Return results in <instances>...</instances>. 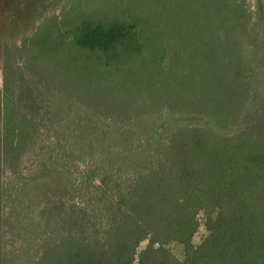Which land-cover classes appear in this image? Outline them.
<instances>
[{"label": "rangeland", "instance_id": "obj_1", "mask_svg": "<svg viewBox=\"0 0 264 264\" xmlns=\"http://www.w3.org/2000/svg\"><path fill=\"white\" fill-rule=\"evenodd\" d=\"M78 1L0 0V89L10 85L11 104L33 133L19 155L6 150L0 133V264H39L83 224L107 229L129 197L124 180L136 179L134 169L166 168L172 158L177 178L164 241L141 261L147 243L140 244L135 264H162L164 255L184 264H264V0H196L216 8L201 37L212 41L201 48L218 62L210 98L188 115L155 99L166 97L157 88L168 59L171 65L177 48L193 47L196 4L159 23L164 44L140 71L141 85L107 99L89 84L68 87L48 59L28 63L38 29L61 22L74 3L84 5ZM94 107L101 113L92 130L103 136L80 118ZM117 157L126 170L113 165ZM88 172L92 190L73 193ZM180 228L196 248L189 257L174 242Z\"/></svg>", "mask_w": 264, "mask_h": 264}, {"label": "trees", "instance_id": "obj_2", "mask_svg": "<svg viewBox=\"0 0 264 264\" xmlns=\"http://www.w3.org/2000/svg\"><path fill=\"white\" fill-rule=\"evenodd\" d=\"M82 1L78 2L84 5L74 3L61 22L48 21L38 29L30 44L32 52L28 63L48 59L56 69L61 70L68 87L89 84L93 94L100 96L105 93L107 99L115 97V93L117 96L124 95L141 85L139 77L143 72L140 71L145 70L147 63L154 57L153 53L158 54L162 49L160 46L164 44L165 30L158 29L159 23L172 20L179 12L196 4V0H149L147 5L141 3L143 0H115L114 3L108 0ZM196 8V24L191 32L193 47L191 50L187 47L177 48L171 65L169 59L166 66L163 62L166 79L157 91L168 97L155 99V103L163 101L170 111L178 115L193 114L192 110L203 99L210 98L213 77L216 75L218 61L214 63V54H208L201 48L202 44L212 41L208 37L202 40L201 37L206 36L212 26L208 16L213 15L216 8L213 5L206 6L205 2L196 4ZM230 36L235 35H231L230 31ZM162 58L166 60V53ZM42 79L38 77L34 80L51 85L49 81L42 82ZM11 91L13 89L8 83L3 91L0 89V133L6 150L19 155L23 144L29 142L33 133L12 106L7 94H11ZM50 91L48 86L47 94ZM113 104L109 102L106 106L110 109ZM100 113L94 107L91 113L85 110L83 118L79 117L83 120L88 117L91 132L103 136L98 129L92 130L91 126H98ZM116 146L119 156L124 145L117 142ZM153 157L154 161L150 162H155L156 155H151ZM123 164L124 160H120V157L113 161L119 171L126 170ZM169 164L166 168L160 165L145 170V174L139 172L145 167L134 169L136 179L124 180L129 181V197L119 202L117 213H111L112 223L107 229L99 228L97 231L94 225H80L76 239L64 240L48 249L39 264H135L136 251L142 243L147 245L138 255L139 261L156 255L164 241L169 213L173 210V191L177 178L174 158ZM99 169L102 171V168ZM93 177L90 172L84 175L79 186L73 187V193L92 190V186L89 189L88 185ZM100 182L104 186L100 191H108V178L104 176ZM102 213L107 214L106 211ZM80 219L83 220L84 216L80 215ZM88 235L90 239H87ZM174 236V242L182 246L184 256L187 254L189 257L196 248L192 247L191 241L185 240V229H178ZM168 259L164 255L162 264H184Z\"/></svg>", "mask_w": 264, "mask_h": 264}]
</instances>
